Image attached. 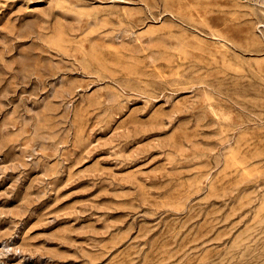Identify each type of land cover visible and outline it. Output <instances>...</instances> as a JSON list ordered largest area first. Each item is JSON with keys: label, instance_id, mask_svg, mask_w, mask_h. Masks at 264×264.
<instances>
[{"label": "rangeland", "instance_id": "374dc122", "mask_svg": "<svg viewBox=\"0 0 264 264\" xmlns=\"http://www.w3.org/2000/svg\"><path fill=\"white\" fill-rule=\"evenodd\" d=\"M0 264H264V0H0Z\"/></svg>", "mask_w": 264, "mask_h": 264}]
</instances>
